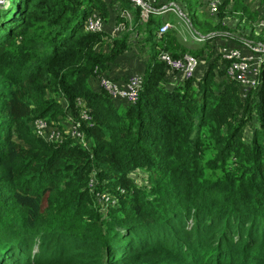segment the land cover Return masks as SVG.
I'll return each instance as SVG.
<instances>
[{
  "label": "trees",
  "instance_id": "1",
  "mask_svg": "<svg viewBox=\"0 0 264 264\" xmlns=\"http://www.w3.org/2000/svg\"><path fill=\"white\" fill-rule=\"evenodd\" d=\"M169 2L201 38L182 39L183 19L159 10ZM153 7L143 19L130 0H0V264H264V63L243 95L214 45L240 43L227 13H258L244 0L216 14L200 0ZM92 12L104 30L85 28ZM139 34L150 53L138 100H113L91 81L117 80L110 64ZM160 50L205 63L168 86ZM77 99L92 117L80 127L88 142L37 136L39 117L63 129L78 120Z\"/></svg>",
  "mask_w": 264,
  "mask_h": 264
},
{
  "label": "built area",
  "instance_id": "2",
  "mask_svg": "<svg viewBox=\"0 0 264 264\" xmlns=\"http://www.w3.org/2000/svg\"><path fill=\"white\" fill-rule=\"evenodd\" d=\"M134 5L141 7V16L147 18L149 11L169 8L174 11L184 22L191 23L187 15L180 9L175 2L164 4L159 10L153 7V4L158 0H130ZM208 11L211 14H216L223 0H205ZM123 17L130 20L129 12L125 11ZM125 22L111 24L109 33L111 36H116L119 32L125 30ZM174 25L165 19L158 28L157 35L160 37L169 28ZM85 28L87 30L100 31L105 29V24L102 17L97 12H92L85 20ZM259 28L264 30V18L259 21ZM193 30V29H192ZM260 30V31H261ZM195 32V31H194ZM194 38L202 36L195 32ZM226 39V38H225ZM217 52L220 57L226 60L225 68L226 76L237 82L243 95L258 85L260 73L264 63V42L258 40L242 39L239 44H225L217 46ZM158 60L164 63L166 67V76L168 78V86L177 85L180 82L191 79L196 75L200 68V64L205 63L204 59L197 58L192 54L185 53L179 57H173L168 51L160 50ZM144 73L143 71H135L128 74L123 82L114 80L105 74L97 75L99 87L104 90L113 100H124L128 103H135L138 100L140 91L143 86ZM76 104L80 107L79 119H70L71 125L66 134L63 135L58 127L51 126L45 118H37L33 121V127L37 136L47 142L62 141L64 136H70L76 139L79 143L84 144L85 134L80 129L81 122L86 125L92 121L91 115L84 107L82 99H77Z\"/></svg>",
  "mask_w": 264,
  "mask_h": 264
},
{
  "label": "rangeland",
  "instance_id": "3",
  "mask_svg": "<svg viewBox=\"0 0 264 264\" xmlns=\"http://www.w3.org/2000/svg\"><path fill=\"white\" fill-rule=\"evenodd\" d=\"M203 4L204 7L207 8L206 6V1L205 0H200ZM244 3L253 11L258 13L257 15V19H255L254 21L251 22H247V21H242L241 23L237 22V19L235 18V16L232 13H227L226 15V20L227 23H229L228 25L230 26V28L232 29V35L236 38V40H238L239 42L242 39H248V40H257L258 36L257 34L261 33V29L259 28V21L261 20V17L263 15V6L261 5L259 0H244ZM175 16L174 14H170L168 16L167 19L172 21H175ZM177 25H179L178 27V31H181V35L182 38H188V39H193V33H192V27H190V24L187 22H184L183 24H179L177 23ZM264 32H262L260 35H262ZM142 37V34H139L137 39L138 42H134V46L133 44H130V48H128V50H126L123 54L126 57V68H127V72L131 73L134 71H143L145 68V65L147 64L148 58H149V51L147 49V45H145L143 42H140V38ZM263 39H264V34H263ZM189 41V40H188ZM188 43V42H187ZM231 44L230 40H227L225 38L216 41L214 45L220 46V45H225V44ZM123 58V56H122ZM203 65V62L200 64V67ZM128 73H126L125 75H127ZM72 117L68 118V121L71 119ZM63 122V119L58 118V120L56 122ZM49 124L51 123H55L52 122L51 120L47 121ZM70 126V125H69ZM63 127H65V129L63 128H59V130L61 131V133L63 135L66 134L67 130L69 129L67 125L63 124ZM34 128V127H33ZM35 132V129H34ZM36 133V132H35ZM88 142V139L85 138L84 143ZM89 144V143H88ZM135 176L136 179H139V174L135 173L133 174ZM94 197H95V201L101 205V206H106L107 204H115V200L113 198V196H109L107 193H101V194H96L94 193Z\"/></svg>",
  "mask_w": 264,
  "mask_h": 264
},
{
  "label": "crops",
  "instance_id": "4",
  "mask_svg": "<svg viewBox=\"0 0 264 264\" xmlns=\"http://www.w3.org/2000/svg\"><path fill=\"white\" fill-rule=\"evenodd\" d=\"M180 36H182L181 34V31H178ZM194 37V36H192ZM184 41L186 40L185 37L182 38ZM194 39V38H193ZM187 40H190V39H187ZM123 56V58H122ZM126 57L124 55H120L119 57H117L111 64H110V70H109V75L113 78H117V80L119 82H123L126 77L128 76V73L127 72V68H126ZM138 71V70H137ZM135 72V71H134ZM126 73H128L127 75H125ZM91 86L93 88H97L99 85H98V81L95 80V81H91Z\"/></svg>",
  "mask_w": 264,
  "mask_h": 264
}]
</instances>
